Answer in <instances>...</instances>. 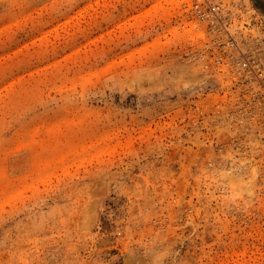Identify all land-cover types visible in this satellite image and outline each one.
Instances as JSON below:
<instances>
[{"label": "rangeland", "instance_id": "obj_1", "mask_svg": "<svg viewBox=\"0 0 264 264\" xmlns=\"http://www.w3.org/2000/svg\"><path fill=\"white\" fill-rule=\"evenodd\" d=\"M0 264H264V0H0Z\"/></svg>", "mask_w": 264, "mask_h": 264}, {"label": "built area", "instance_id": "obj_2", "mask_svg": "<svg viewBox=\"0 0 264 264\" xmlns=\"http://www.w3.org/2000/svg\"><path fill=\"white\" fill-rule=\"evenodd\" d=\"M211 10H212V11H214V10H215V8L212 6V7H211Z\"/></svg>", "mask_w": 264, "mask_h": 264}]
</instances>
